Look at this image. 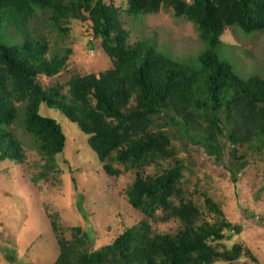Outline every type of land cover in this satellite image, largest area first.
<instances>
[{"label":"trees","instance_id":"1","mask_svg":"<svg viewBox=\"0 0 264 264\" xmlns=\"http://www.w3.org/2000/svg\"><path fill=\"white\" fill-rule=\"evenodd\" d=\"M160 7L197 30L203 46L190 62L150 37L132 39L124 26L123 15L138 20ZM82 16L111 66L72 76L65 91L61 83L45 85L67 68L70 49L51 48L44 26L67 32ZM228 27L264 30V0H126L124 7L105 0H0V161H22L13 130L20 124L45 168L52 166L66 137L60 122L40 112L43 104L87 135L107 175L134 174L127 200L143 214L97 248L81 226L71 228L70 238L56 234L52 264H231L242 255L237 243L216 247L225 229L238 234L241 226L207 193L196 201L183 182L195 152L224 167L234 182L254 154L264 156V76L243 79L218 54ZM171 219L179 221L175 232L152 226Z\"/></svg>","mask_w":264,"mask_h":264},{"label":"rangeland","instance_id":"2","mask_svg":"<svg viewBox=\"0 0 264 264\" xmlns=\"http://www.w3.org/2000/svg\"><path fill=\"white\" fill-rule=\"evenodd\" d=\"M105 2L121 7L126 4V0ZM123 19L127 20L124 26L132 29V39H155L176 58L190 62L203 46L193 23L175 16L170 7H160L138 20L126 15ZM37 21H42L41 15ZM58 22L63 25L61 20ZM66 26L67 32L48 25L43 28L51 48L70 49L67 68L56 77L43 80L45 85L63 84L64 91L72 76L111 66L99 39L92 38L84 16L72 19ZM34 27L38 28L36 24ZM221 40L217 52L237 75L243 79L264 76V30L245 33L228 27ZM40 112L60 122L65 147L54 156L52 166L45 168V158L32 136L20 124L13 126L22 141L23 158L20 163L0 161V264H52L59 252L56 234L70 238L71 228L81 226L93 239L92 248H97L110 243L125 227L143 217L127 200L126 192L134 174L126 171L119 176L107 175L89 146L87 135L75 123L43 104ZM179 155L186 157L184 152L179 151ZM193 155L189 158L190 169L183 170L184 186L198 202L207 193L232 224L241 226L238 234L225 229L226 238L216 247L230 249L233 244H240L242 255L231 264H264V156L254 154L234 182L224 167L203 152ZM147 169L154 172L156 167L151 165ZM204 216L213 218L207 212ZM152 226L158 231L175 232L179 221L152 222ZM214 264L225 263L219 260Z\"/></svg>","mask_w":264,"mask_h":264}]
</instances>
